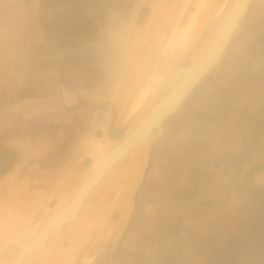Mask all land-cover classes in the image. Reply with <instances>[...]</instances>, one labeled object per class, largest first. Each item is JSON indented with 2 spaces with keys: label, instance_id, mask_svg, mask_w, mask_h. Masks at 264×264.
Instances as JSON below:
<instances>
[{
  "label": "rangeland",
  "instance_id": "rangeland-1",
  "mask_svg": "<svg viewBox=\"0 0 264 264\" xmlns=\"http://www.w3.org/2000/svg\"><path fill=\"white\" fill-rule=\"evenodd\" d=\"M205 1L135 0L125 16L118 12L122 7L115 6L110 7L115 18L105 13L106 18L99 12L106 11L105 0H0V142L13 138L7 142L16 144L17 136L31 134L32 130L18 127L21 117L25 114L28 118L41 109L47 92H50L49 88L36 87V90L18 91V97L12 94L9 101L5 95L1 96L6 88L12 89L16 85L23 42L33 38L49 43L55 39L64 48L66 44L63 46L62 41L69 40L67 54L64 51L67 61L77 58L78 61L90 62L91 52L98 57L101 54V74L105 78L107 75L114 76L115 87H118L114 89L116 93L136 69L143 83L149 82L150 92L122 127V132L127 133L147 113L154 95L152 90L169 76L189 41ZM198 7L194 23L185 30ZM34 24L52 34L38 35L23 28ZM102 26L108 27L107 30ZM103 43H108L106 50L102 49ZM78 44L81 45L78 47ZM80 64L88 73L93 72L92 65ZM1 74L6 78L2 79ZM134 84L135 80L132 81ZM107 91L97 97H89V108L98 113L96 123L103 127V130H92L96 123L90 124L89 143L85 151L91 153V157L79 156L71 163L67 162L66 167L59 165L51 170H40L28 158V165L19 164L0 180V264H7L30 233L37 231L49 217L56 204L69 197L71 188L77 187L89 172L91 160L114 145L105 135V123H100L107 121L115 109L110 100L112 97H109L111 90ZM54 93L59 104L57 89ZM195 108L199 113L206 108L217 113L216 116H212L213 113L199 114V117L207 115V124L213 123L211 127H200L205 140L215 139L216 143L204 146L205 157L211 159L214 154H224L225 157L219 156L218 161L223 162L215 168L209 162L204 168L193 167L192 177L205 176L206 172L214 174V171L218 175L228 170L232 171V177L218 178L215 185L218 190L214 191L212 187L211 192L204 193L196 186L183 187L178 182L173 185L174 181L164 175L167 180L164 182V198L175 197L178 204L174 208L165 205L167 220L164 222V216L162 220L158 217L157 221L152 218V227L146 225L143 229L147 233L140 234L135 242L144 252L149 243L157 245H152V250L163 249L162 264H264V0L251 1L241 26L220 60L163 122L174 120L176 125L183 123L185 116H176L177 111L192 110L191 114L195 116ZM193 136L191 134V138ZM142 150L143 147L136 146L124 158L128 159L131 153ZM170 156L173 155L165 149V166ZM117 164L109 171L119 169ZM170 164L167 171H173V168L176 172L180 170L175 160ZM140 172L137 171V174L142 177ZM256 173L261 176H255ZM226 179L232 181L230 194L221 189ZM216 200L217 204L214 203ZM188 204L190 207L187 210ZM196 215L201 219L200 223L190 221ZM114 220H117L116 215ZM140 220L139 224L145 223L144 219ZM71 230L75 235L72 242L75 253L80 249L96 251V246L110 248L114 239H117L118 245L125 234L122 233L123 226L112 221L106 226H98L83 219L71 226ZM82 240L83 243L80 242ZM155 259L158 264L159 257ZM136 264L152 263L140 260Z\"/></svg>",
  "mask_w": 264,
  "mask_h": 264
},
{
  "label": "crops",
  "instance_id": "crops-1",
  "mask_svg": "<svg viewBox=\"0 0 264 264\" xmlns=\"http://www.w3.org/2000/svg\"><path fill=\"white\" fill-rule=\"evenodd\" d=\"M156 18L158 20L161 19L160 17ZM23 28L26 31H29V33L32 32L38 35L52 34L46 32L45 29H41L39 25L35 24L31 27L24 26ZM69 42L71 41L67 40L65 43L62 41L61 44L63 46L66 44V47L64 46V48L57 44L59 43L58 40L49 41V43H41L39 39L35 40L32 38L31 40H27V42H23V52L20 55L18 62L19 64L17 65V79L15 80L16 85L15 87H12V89L6 88L5 92H3L1 95H5L6 99L9 101L12 99V94H16L18 91H23L25 89H35L36 87H39L40 89H50V92H47L46 94V99H44V105L41 109H38L35 113H31L28 118L25 114H23L21 117L22 120L20 121L22 122L21 125H18V127L22 128L23 130H32L33 135L30 142V144H32L30 148H32L29 149L31 154H27L25 151L24 153H20L22 156L19 159L20 164L22 163L23 165H28L27 160L28 158H31L33 166L39 167L40 170H51L54 167H59V165L66 167L67 162L71 163L74 158L79 156L81 158L91 157V153H87L85 150L89 143L88 135L90 124L96 123L98 113L89 108V97H97L102 93H106L107 90V92L111 90L112 95L110 94L109 97H112L110 100L114 103L113 106H115V109L113 110L110 124H112L111 127L114 129H121L125 122H127V119L129 118L128 116L133 114L145 100L144 99L143 102L137 106V108L130 112L138 90L143 85L149 84V82L143 83V80L140 79L136 73V69H134V75L130 74L128 79L126 81L124 80L125 86L122 88L119 87L116 93L114 89L118 87H115L116 83L114 81V76L107 75V78H105L103 74H101L102 67L100 68L99 66L102 58L101 54L99 57L98 55L96 56V53L94 52H91L92 54H90V61L93 62L95 59L91 64L92 68L94 67L93 72L88 73V70L85 68V66L80 64L81 61H76V58L74 60L70 58L72 63L69 66V59L68 61L65 60L66 54L68 52L67 46H70ZM48 49H50V51ZM64 51H66L65 55ZM40 53H42L41 56ZM73 62L75 63L74 67ZM1 76L2 79L6 78L4 74H1ZM134 80L135 84L132 85V81ZM53 89H57L59 92V104L56 103L57 96ZM149 92H147L145 98L148 97ZM16 97H18L17 94ZM67 103L72 107L68 108ZM202 110L203 113H199V110L197 111L195 108V116H192V110L181 112L179 109L176 116L180 114L182 117L185 116V122L177 125L175 124L174 120H170L165 123H162V121L160 127L162 134L160 138H158V140L152 145L150 156H146L148 169L144 175L145 182L143 187L137 188V185L142 178L137 174V171H142L141 167H143L142 162L145 160V156L142 157L141 154H136L134 157L135 159L132 161V156H129V159H127L129 162L125 164H129L131 162L135 163L134 166L133 163L132 165H129V168L126 171L127 173L125 174L127 175V180L129 182L124 186L123 189L118 191L117 198L114 199V201L94 211V213L97 214L94 216L92 221L98 226H106L110 223V220L107 219L111 212L114 211V208H117L118 211L122 212L123 216H127V214L131 213L130 220L126 224V226L128 225V230L125 232L121 244L126 252H128V254L122 253L119 256L122 264H133L134 261L129 253L130 250L142 251V248L139 247V244H136L135 241L138 239L140 234L143 232L145 234L147 233L143 229L146 228V225H148V228L152 227V218H154V220L156 219L157 221L158 217H160L162 220L164 216L165 222L168 216L164 214V210H166L164 206L167 205L168 207L171 206L174 208L178 204V199L175 197L164 198V182H167V180L164 179V175L170 177L169 179L174 181L173 185L178 182L183 187L196 186L195 188L198 191L204 193L211 192L210 190L212 187H214V191L218 190V187L215 186L218 178L232 177V171L230 170L223 171L220 174L218 173V175L214 171V174L206 172L205 176L203 175L202 177L198 178L192 177L191 173L193 167L204 168L206 162H209L213 165V168H215L218 167V165L220 166V164L223 162L218 161L219 156L222 154H218V156L214 154L213 156L215 157H212L211 159L205 157L203 152L204 146L211 145L212 143L215 145L216 143L215 139H211L212 141L205 140L203 134L201 133L202 129L200 127L204 125L211 127L213 125V123L207 124L205 122L207 115H211L213 112L208 108ZM199 114L202 116L204 114L207 115L204 117H199ZM216 114L217 113L215 112L212 114V116H216ZM174 118L175 117H173V119ZM97 123L92 130L96 128L103 130V127ZM100 123H105L104 130L106 131L108 120H102ZM191 134H194L192 138ZM24 136L26 138L28 134H23V138ZM27 140L29 139L26 138L24 142H18L19 146H23L24 150L26 149L25 147H27V144L25 143L29 142H26ZM139 145L146 148L144 143L138 144L136 146ZM165 149L169 151L170 155H173L169 157V161H166V166L164 165ZM176 149L178 150L177 153ZM222 156H224V154ZM123 158L117 161L115 164L118 162L119 163L117 165L122 164L124 161ZM172 160L176 161L177 169H180L177 170V172L174 168L173 171H167L170 170L169 166H171L170 163ZM136 163L138 164L136 165ZM140 163L141 165L139 167ZM224 163L226 162L224 161ZM125 166L127 167V165ZM140 173L142 176L143 173ZM255 176L259 177L261 174L256 173ZM231 184V179H226L222 186L223 188H221L223 189V192L232 191ZM67 198L65 199L66 203L70 200ZM195 203H199V201ZM214 203L217 204V200L216 202L214 201ZM189 207L190 204L186 206L187 210ZM109 210L110 212H108ZM142 219L145 220V223L140 222L141 224H139V220L142 221ZM182 219L185 220V216H183ZM190 221L194 223H200L201 219H199V217L196 215L192 217ZM123 224L124 223H121L120 225L123 226ZM198 234L201 235V231H199ZM189 239L192 240L191 237H189ZM81 243H83V240ZM149 244V247L145 249L146 255L144 261L156 264L155 261L157 259H155V257H159L158 264L164 263V252H162L163 249L158 251L152 250V245L153 247L157 245L153 243ZM79 251L82 252L84 250L80 249ZM75 257L76 256H73L69 262L75 264ZM188 260H191V258H188ZM83 261H85L84 258ZM83 261L81 263L85 264ZM191 261L194 262L195 260L193 259ZM105 264L107 263L105 262Z\"/></svg>",
  "mask_w": 264,
  "mask_h": 264
},
{
  "label": "flooded vegetation",
  "instance_id": "flooded-vegetation-1",
  "mask_svg": "<svg viewBox=\"0 0 264 264\" xmlns=\"http://www.w3.org/2000/svg\"><path fill=\"white\" fill-rule=\"evenodd\" d=\"M132 1H135V0H105L106 11L99 10V12L101 13V15L103 14L102 15L103 17H106L104 15L105 13H109V17L111 16V17L115 18V13H114L113 9L110 7L116 6V7H122V9L118 12L121 13V16H125L126 13H129L128 11L130 10V6H131ZM234 1L235 0H206L204 2L203 7H201L200 11L198 12L199 15H198V19L196 22V26L194 27V30L192 31V33L190 35L189 41H188L187 45L181 51L178 58L176 59V61L174 63V67L172 68L169 76L165 80H162L160 82V84L157 85L156 88H154V90L152 92V93H154V95L151 97L152 101L148 106L147 113L145 115L141 116L139 118V120L135 123V125H133L132 128L127 133L122 132V128L121 129H117V128L114 129L113 127H111L112 124H110V122L112 120V115H113L111 113V116L108 119L106 132H105V135L108 138V140L114 142V145H115L125 135H127L130 131H132L139 124V122L149 113L151 106L154 105L156 102H158L162 97H164L171 90V88L182 78V73L180 71L182 69L192 67L194 64H196L205 55V53L208 50L213 39L216 37L217 33L219 32L222 25L224 24L225 19H227ZM251 1L252 0H248V3L246 5L243 13L241 14V16L239 17V19L237 21L236 28L231 33V36H230L228 43L230 42L231 38L233 37V35L237 31V29L241 26V23L243 21V18L247 12V9H248ZM102 27L105 28L106 30L108 28L105 26H102ZM109 39L110 38H108V40ZM228 43H227V45H228ZM103 44L104 45H103L102 49L106 50L108 43L107 44L103 43ZM80 45L81 44H78V46H80ZM227 45L221 51L220 56L218 58V61L220 60L222 54L224 53ZM79 50H81V49L78 48V51ZM80 53H82V52H80ZM78 60L79 59L76 58V61H78ZM80 61L83 64L87 63L89 66L94 62V60H93V62H91V61L88 62L89 60L84 62L83 59H81ZM204 77L201 80H203ZM184 99L181 101L179 106L182 104ZM179 106H178V108H179ZM130 116H128V117H130ZM162 123H164V122H162ZM160 126H161V124L159 126L155 127L151 131L149 137L144 142V146H146V148L142 146L143 150L140 151V153H134V152L131 153V156L133 158V159H131V161L135 159L134 157L136 154H141L142 157L145 156V160L143 162L141 160V162L143 163V167H141V170H142L141 172L143 173V175H142L140 182L137 185L138 186L137 188H140V187L142 188L144 185V182H145L144 181L145 180L144 175L146 174V171L148 169V163L146 162V156H150L152 145L158 140V138H160V136L162 134ZM32 135H33V133H31V134L29 133L28 136H26V138L29 139L26 142H28V141L29 142L25 143V144H27V147H25L26 148L25 150H24L23 146H19V143H18V142H24V140H26L25 136L23 138V135L17 136L16 144L15 143L11 144V143L7 142V141H11L13 138H11L7 141L0 142V180L6 174L13 171V169L20 164V161L18 160L19 158L22 157L20 153H24V151H25V153L31 154L29 149L32 148V147L30 148V146L32 145V144H30V142L32 140ZM113 146H111V147H113ZM110 148H107L105 151L109 150ZM137 148H139V147H137ZM137 148L134 150H137ZM105 151H103V152H105ZM103 152H101V153H103ZM99 155H96L94 159H96V157ZM94 159L91 160L90 165H89L90 167H91V163L94 161ZM128 159H129V157H128ZM123 160L124 161L122 162V164H119L116 166V168H119V169H116L115 171H109L111 169L110 168L105 172V174L103 175V177L100 180V182L98 183V185L95 186L90 191V194L86 198V200L84 201V203L81 207V210L79 211V214L76 217V219L73 222L64 225V227L61 230L52 232L48 236L45 244L40 249L33 251L30 254H28V256L23 260V262L21 264H72L69 261L72 259L73 256H76L75 257L76 261L74 260L75 264H82L81 262L83 261V258L85 259V261H83L85 264H105V262L107 264H122L121 263L122 261L120 260L119 256L122 253L128 254V252H126V250L122 247V245H121L122 242L119 241V244L118 245L116 244L117 239H114V241L111 242L112 246L110 248L108 246H100V247L96 246V251L95 250H90V251L87 250L85 252V250H84L82 252L77 251V253H75L74 249H72L73 236H75V235L73 234V232L71 230V226H73L74 224L75 225L79 224L80 221H82L83 219H84V221H87V220L92 221L94 219V216L97 214V213L93 214L95 210L100 209L101 207L108 205L109 203L114 201V199L117 198L118 191L123 189L124 186L127 185V183L129 182L127 180V175H125V174L127 173L126 171L129 168V165H132V163H133V162H131L129 164H125V163L129 162V160H127L126 158H123ZM134 164L135 163H133V166H134ZM137 164L138 163H136V165ZM125 165H127V167ZM140 165H141V163L139 164V167H140ZM90 167H89V171H90ZM88 174H89V172H87L83 176V178ZM80 181H79V183H80ZM75 190H76V186L71 188V192H69L70 195L67 198L68 200L72 198ZM65 203H66V200L61 204L60 203L56 204L53 212L56 211L58 208H60ZM113 210H112L113 212H111L110 216H108L107 220L118 223L119 226L121 223H124L122 233H125L128 230V227H127L128 225L126 226V224L130 220L131 213L127 214V216H123V214H121L117 208H114ZM108 212H110V210ZM115 215L117 216V220H114ZM56 233H58V235H56ZM116 233H118V231H116ZM112 238H114V236H112ZM107 241H108V243L110 242L109 238L107 239ZM74 243H76V241ZM99 248H100V250H99ZM129 253H130V256L132 257V259L134 261L133 264H136L138 262L140 263V260H145L146 252H144V251L130 250ZM77 254H78V256H77ZM88 257H90V258H88ZM13 258L7 264H10L11 261L13 260Z\"/></svg>",
  "mask_w": 264,
  "mask_h": 264
},
{
  "label": "water",
  "instance_id": "water-1",
  "mask_svg": "<svg viewBox=\"0 0 264 264\" xmlns=\"http://www.w3.org/2000/svg\"><path fill=\"white\" fill-rule=\"evenodd\" d=\"M234 1L231 11L221 29L213 39L205 55L192 67L182 69V78L158 102L151 106L149 113L139 124L125 135L109 150L101 153L91 163L89 174L76 187L72 198L54 211L39 227V229L23 242L17 249L10 264H21L33 251L40 249L48 236L62 229L64 225L73 222L90 191L98 185L105 172L117 161L122 159L134 146L144 143L151 131L159 126L163 119L173 113L189 93V91L208 73L217 63L221 51L227 45L231 33L236 28L237 21L243 13L248 0H241L240 6Z\"/></svg>",
  "mask_w": 264,
  "mask_h": 264
},
{
  "label": "bare ground",
  "instance_id": "bare-ground-1",
  "mask_svg": "<svg viewBox=\"0 0 264 264\" xmlns=\"http://www.w3.org/2000/svg\"><path fill=\"white\" fill-rule=\"evenodd\" d=\"M202 1H204V0H202ZM240 3H241V0H237V3H236V7H235V11L237 10V6H240ZM199 10V7L192 13V16H191V18H190V20L188 21V23H187V25L185 26V30H188L189 28H190V26L194 23V20H195V18H196V13H197V11ZM231 11V10H230ZM230 13V12H229ZM228 18V17H227ZM225 21H226V19H225ZM225 23V22H224ZM184 35H185V33H184ZM184 38H185V36H184ZM148 90H149V86L148 85H143L139 90H138V92H137V94H136V97H135V99H134V102H133V105L131 106V109H130V112H132L135 108H137V106H139L142 102H143V100L145 99V97H146V94H147V92H148ZM98 157V156H97ZM100 213V212H99ZM97 217V216H96ZM34 233H36V231L35 232H32V233H30V235H29V237L30 236H32ZM82 238V237H81ZM81 242V241H80ZM79 245V244H78Z\"/></svg>",
  "mask_w": 264,
  "mask_h": 264
}]
</instances>
